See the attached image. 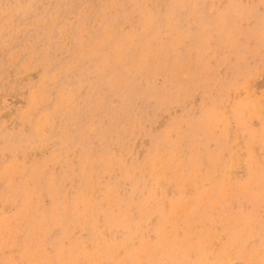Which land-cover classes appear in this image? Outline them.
Instances as JSON below:
<instances>
[{"label":"bare ground","instance_id":"6f19581e","mask_svg":"<svg viewBox=\"0 0 264 264\" xmlns=\"http://www.w3.org/2000/svg\"><path fill=\"white\" fill-rule=\"evenodd\" d=\"M100 1L93 27L77 26L67 49L76 71L83 61L89 62L92 77L71 83L54 102L55 80L46 84L51 80L47 77L29 91L31 108L21 115L26 122L22 129L12 133L0 125V156L10 151L14 157L7 165L0 160V197L9 205V210H0V264H264V154L256 152L260 148L264 153V103L254 97L232 109L239 126L236 138L246 140L242 159L244 154L232 151L227 138L229 127L220 110L224 99L216 101L224 93L206 94L208 78L213 76L219 86L222 80L211 70L214 52L200 39L207 33L217 47L225 41L238 51L235 33L251 40L263 25L250 17L255 8L230 0L216 14V25L178 35L177 6L187 5V0H170L165 13L158 0H131L134 9L127 15H120L121 1ZM198 12L195 8L189 15L191 21H200ZM247 18L252 28H245ZM120 21L129 25L130 33ZM43 25L47 30V22L37 27L43 30ZM257 44L264 47L263 42ZM252 53L264 56L256 48ZM241 57L238 52L233 67L235 78L243 79L251 71L237 64ZM41 60L43 65L37 66L49 69L50 61ZM255 86L264 87L261 80ZM197 88L208 100L200 116L185 114L187 130L175 132L174 143L169 132H147V161L127 165L131 150L125 139L134 138L137 128L142 132L141 119ZM61 95L74 97L62 100ZM149 101L151 111H136L139 105L147 109ZM120 109L123 114H118ZM28 116L33 118L29 123ZM119 117L132 124L124 134L116 129ZM252 120H257V129ZM172 125V131L177 130L178 123ZM86 131L97 139L98 150L90 148ZM108 133L113 134L111 144ZM197 135L203 137L202 144ZM53 139L57 154L28 163V149L44 151L46 141ZM238 169L244 178L236 174Z\"/></svg>","mask_w":264,"mask_h":264},{"label":"rangeland","instance_id":"374dc122","mask_svg":"<svg viewBox=\"0 0 264 264\" xmlns=\"http://www.w3.org/2000/svg\"><path fill=\"white\" fill-rule=\"evenodd\" d=\"M119 1L122 2L120 15H127L128 13L133 11L134 6L130 2L131 0ZM158 1L160 12L165 13V11L170 8V0ZM187 1V5L178 4L177 6V9L179 11V18L175 21V25L179 29L178 35L190 32L194 33L196 28L198 27L207 28L210 25H216V23H218V20L215 19L216 14L222 8L227 6V3L230 0H204V5L202 4V0ZM235 1H237L236 3H238L242 7L255 8L253 9V14L250 17L255 18L257 22L262 21V26L256 25L257 29L254 37H252V39L250 40L248 36H246L245 34H241V38H239L238 33L236 34L233 30L229 29L232 28L230 26L227 31H229L231 34L235 33L233 39L237 42L240 48L238 51L237 49L227 47L225 41L222 42V47H217V41L214 39V41L212 42V40H210V36L207 33H203L200 39L202 45L214 52L213 62H215V64L211 66V70L212 72H214L217 78H221L222 80V85L219 86L217 85L213 76L212 78H208L205 88L206 94H208V92H215L214 94H218L220 92L224 93V96L218 98L216 101L221 102L222 98L224 99L222 109L220 110L224 113V116L226 117L225 120H227V125L229 127V136L227 134V138L229 137L228 141L233 146L232 151L237 152L238 155L242 154L240 156H243L245 152L244 147L246 140L245 137L243 139V136L236 138L239 132V126H236L233 120L234 118H232V109L236 103H241V101L245 100L250 101V99H254V97L259 102L264 103V87H261L264 86L262 85V82L264 81V56L261 58H257L252 53L256 48L258 51L264 54V47L257 46L258 42L264 43V0ZM100 3V0H0V93L4 95L3 96L0 94L2 96H0V106L2 107L0 108V125H2V127L3 125H5V128L7 127V129H9V131L12 133H17V130L22 129V124L25 125L26 122H23V120L21 119V115L28 112V110L31 108V103L28 96L29 91L36 89V87L38 88L41 85V81L46 82L45 79L47 77H50L51 80L46 84H49L53 80H55V85L51 90V97L54 99L53 102L55 100L59 101L57 93L59 94L62 89L70 87L71 83H77L78 80H82V78H84L85 76L89 77L90 75V77H92L89 70V62L83 61V63L80 64L81 70L79 72L76 71V66H72L75 62L72 61L73 58L70 56L67 49L74 43L71 42L70 39L78 32L80 27L77 28V26L85 24V26L82 27L86 29H91V27H93V20L95 17H97V14L101 9ZM3 4L5 7L3 6ZM195 8H197V11H199L198 15L201 16L199 22H193L191 21V17H189V15L192 14ZM250 19L246 21V29L253 27L252 19ZM46 22L49 24L47 30L45 28L46 25H43V30L37 27L38 25L44 23L46 24ZM69 24L72 25L71 28L69 27ZM120 24L122 27L124 26L123 29L130 33L129 25L127 23L120 21ZM170 38L169 36L167 37V39ZM238 52L242 57L241 61L238 59L237 64L240 63V67L242 70L248 69L251 71V74H246L243 79L240 76L238 78H235L236 71L233 65L236 63L237 58L235 57ZM45 53H50L51 56L44 57L43 54ZM52 55H55V58H57L55 61L51 59ZM41 58H43L45 64H47L51 59L49 69H46V66H37L38 63H41V66L43 65ZM24 67L26 68V73L23 72ZM32 70L36 77H32V75L34 76V74H31L33 73ZM10 71L12 72L10 73ZM35 72L38 73L36 74ZM28 73L30 74V76H27L29 75ZM15 76L17 78H15ZM20 80L21 82H19ZM260 80L261 88H258V86L255 85L258 82L260 83ZM157 82V84H161L162 79L158 77ZM255 87H257L258 89H256ZM61 96L64 97L62 98V100H65V97H74L71 95ZM196 98L198 100H196ZM207 101V97L202 91V88H197L188 93V96L183 95L178 98V100H173L165 106L156 108L155 110H153V116L147 115V118L143 117L141 119L140 125L141 127H143L141 129L142 132L138 131L137 128L136 131L139 133L136 134L134 138L126 136L125 141L127 142L125 144L131 150V153L129 154V156H127L128 159H126V161H128L126 164L129 166H133L135 165L134 160H136L138 163H145L147 161L146 153L149 148V138L151 133L154 136L157 135V133L159 134L163 132H169V139L171 140L173 138L171 142L174 143L175 138L177 137V134H175V132L183 133L187 130L186 120L184 119L185 114H189L192 112L194 117H199L201 112L206 109V104L208 103ZM112 105L115 109L118 110L119 104L117 102H113ZM149 105L150 106H148L147 109L144 108V105L135 106L136 111H151V101H149ZM51 107H53L52 104ZM7 109L10 111H8ZM119 111L121 112H118V114H123V109H120ZM3 114L8 115L5 116ZM102 116L103 113L100 111L99 119H101ZM119 118H121V121H118V124H116L115 122L116 129H118L121 134H124L125 129L130 126L129 123L131 124V122L130 120H124L122 117ZM147 119H149V123ZM27 120V122L29 123V121L33 120V118L31 116H28ZM253 121L254 120H252L251 123V125L253 126L252 128L257 129L259 126L258 122L257 120H255L254 122ZM174 122L178 123V125H176L178 128L177 130L172 131V129L174 128L172 124ZM88 123V125H91L90 122ZM255 123H257V125H255ZM155 126L157 127V129ZM147 132L151 133L146 134ZM84 134L86 139L89 140L90 148L98 150L99 146L97 139L93 138L91 132L86 131L84 132ZM107 136V140L109 141V144H111L110 140L112 139L113 134L108 133ZM196 139L201 144L204 142L203 137L199 135L196 136ZM76 142L77 141L74 140L73 146L68 153L71 154V157L75 155L74 152L76 150ZM34 145H36V143ZM261 149L264 151V146L261 147ZM30 150L31 149L27 150V154L29 155L28 163H30L32 160H35L34 162L37 163L44 161L53 154H57L58 144L57 141L53 139L46 141V147L44 151L40 152L41 148L39 147H36L31 151ZM95 152L99 153L98 151ZM140 152L142 153L140 154ZM225 152H223V155ZM256 152L264 154L260 150V148ZM3 153L6 154H2V156H0V160L2 159L5 165L14 161V157L9 154L11 153L10 151H3ZM107 156L110 157L109 154H107ZM227 157L228 155H225V157L223 158ZM245 158L246 156L244 154L242 159ZM1 171L2 167H0V172ZM236 174L241 177V179L244 178L241 169H238ZM29 187H31V183H29ZM165 188L167 190L168 188L169 190H173V187L170 186H167ZM171 196V194H168V197ZM2 200L3 198L0 197V210H3V208L4 210H9V205H6L7 202L3 203ZM236 263L244 264L243 262L239 261L233 262V264Z\"/></svg>","mask_w":264,"mask_h":264}]
</instances>
